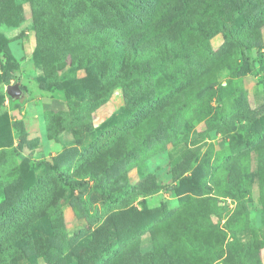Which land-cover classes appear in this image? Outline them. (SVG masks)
<instances>
[{"label":"rangeland","instance_id":"374dc122","mask_svg":"<svg viewBox=\"0 0 264 264\" xmlns=\"http://www.w3.org/2000/svg\"><path fill=\"white\" fill-rule=\"evenodd\" d=\"M248 2L247 10L264 6V0ZM13 3L18 14L0 11V71L4 51L11 58L14 54L22 73L10 84L20 83L26 95L11 105L9 84L0 72V245L15 238L20 242L18 249L0 255V264H95L113 244L117 248L101 264H264V176L258 175V156L251 155V189L241 198L229 195L230 179L239 170L221 175L226 162L217 161V153L232 146V136L246 129L247 120L238 117L243 110L257 120L264 115V52L253 51L251 73L218 72V81L232 82L234 89L224 99L213 96L212 115L196 120L193 113L190 130L159 136L132 162L106 166L113 153L101 155L103 145L128 135L121 125L122 87L92 113L75 119L65 93L44 87L43 67L34 58L37 39L29 0ZM0 4L12 10V0ZM244 16L237 14L231 24ZM260 34L264 43V26ZM225 41L223 32L209 40L215 50ZM63 72L87 75L69 64ZM73 103L83 100L76 96ZM222 110L228 115L218 120ZM105 127L110 129L99 136ZM56 162L70 180L84 175V189L64 182L52 169Z\"/></svg>","mask_w":264,"mask_h":264},{"label":"trees","instance_id":"16d2710c","mask_svg":"<svg viewBox=\"0 0 264 264\" xmlns=\"http://www.w3.org/2000/svg\"><path fill=\"white\" fill-rule=\"evenodd\" d=\"M29 2L37 39L34 58L43 67V84L47 85L44 87L56 86L65 93L75 119L84 118L106 103L117 86L124 91L126 107L121 125L128 135L115 144L103 145L101 155L113 153L108 156L106 166L119 161L132 162L147 152L159 136H176L190 130L193 124L189 116L193 113L196 120L212 115L213 96L221 100L234 89L232 82L223 85L218 81V72L228 69L231 75L251 73L253 51L264 52L260 34L264 6L247 10L248 0ZM13 4L12 0V10L0 4V11L7 16L18 14ZM237 14L245 16L239 24L232 25ZM218 32H223L226 41L215 50L209 40ZM4 56L3 72L0 71L3 79L8 84L15 78L20 80L17 73L20 62L7 51ZM68 64L75 71L85 69L87 75L69 77L64 73L66 70L60 73ZM76 96L83 100L78 106L73 103ZM9 98L13 106L22 102L21 97ZM197 101L203 104L201 108L196 105ZM237 112L238 107L234 109ZM227 115L222 110L217 114L218 120ZM238 117L247 120L246 129L232 136V146L219 151L217 161L226 162L221 175L239 170L230 179L229 195L241 198L251 189L247 182L253 176L251 155L254 152L262 165L258 175L264 176V115L257 120L246 109ZM109 129H101L99 136ZM52 169L74 188L83 190L87 185L84 175L78 180L68 179L58 162ZM19 242L15 238L0 245V255L18 249ZM116 245L103 249L101 259L95 264L110 256Z\"/></svg>","mask_w":264,"mask_h":264},{"label":"water","instance_id":"95a60500","mask_svg":"<svg viewBox=\"0 0 264 264\" xmlns=\"http://www.w3.org/2000/svg\"><path fill=\"white\" fill-rule=\"evenodd\" d=\"M7 91L8 94L13 98H20L24 92L20 83L9 84Z\"/></svg>","mask_w":264,"mask_h":264},{"label":"crops","instance_id":"0c3cea01","mask_svg":"<svg viewBox=\"0 0 264 264\" xmlns=\"http://www.w3.org/2000/svg\"><path fill=\"white\" fill-rule=\"evenodd\" d=\"M26 33H28V34H29V32H28V31H27ZM5 34H6V33H5ZM6 35H7V34H6ZM21 63H22V64H24V63H25V61H22ZM21 73H22V70H18V74H19V75H21ZM12 80H13L12 82H15V80H14V79H12ZM24 92H25V91H24ZM24 92H23V93H24ZM24 94L26 95V92H25Z\"/></svg>","mask_w":264,"mask_h":264}]
</instances>
